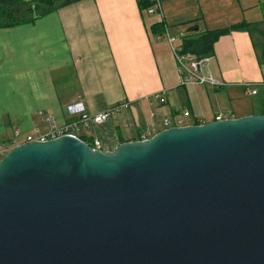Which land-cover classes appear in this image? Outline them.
Listing matches in <instances>:
<instances>
[{
  "label": "water",
  "instance_id": "obj_1",
  "mask_svg": "<svg viewBox=\"0 0 264 264\" xmlns=\"http://www.w3.org/2000/svg\"><path fill=\"white\" fill-rule=\"evenodd\" d=\"M0 264H264V115L112 152L71 136L14 147Z\"/></svg>",
  "mask_w": 264,
  "mask_h": 264
},
{
  "label": "crops",
  "instance_id": "obj_2",
  "mask_svg": "<svg viewBox=\"0 0 264 264\" xmlns=\"http://www.w3.org/2000/svg\"><path fill=\"white\" fill-rule=\"evenodd\" d=\"M32 2L34 0H26ZM141 0H82L34 21L0 28V145L19 143L36 130L47 133L71 120L67 107L82 103L92 115L129 107L81 136L101 141L103 151L164 130L166 117L189 111L193 121L212 122L232 113L261 114L244 98L242 83L264 82L260 32L232 31L215 44L205 66L225 88L180 85L177 63L166 40L152 32L159 18L141 10ZM164 24L181 41L242 22L264 31V0H164ZM155 95H161L155 98ZM256 97V96H254ZM151 98V102L147 99ZM52 115V122H44ZM229 115V114H228ZM191 121V120H190Z\"/></svg>",
  "mask_w": 264,
  "mask_h": 264
},
{
  "label": "built area",
  "instance_id": "obj_3",
  "mask_svg": "<svg viewBox=\"0 0 264 264\" xmlns=\"http://www.w3.org/2000/svg\"><path fill=\"white\" fill-rule=\"evenodd\" d=\"M163 1L164 0H150L151 6L146 9L145 12L148 15L158 17L160 22H163L164 24L165 13ZM160 37L166 40L170 46L173 57L177 63L181 86H203L214 89H222L228 85V83L220 81L215 75H213L211 71H207L205 69V66L214 60V55L205 56L198 59L185 53L183 51L181 41L178 37L172 34L168 26L164 27V31ZM241 86L244 87L246 94L249 96H257L262 90L264 91V82L242 83ZM160 97L161 95H155V98ZM147 100L151 102V98H148ZM128 107V103H122L119 104L113 111L92 115L86 111L82 103H74L67 107L68 113L71 116V120L66 122L61 128L53 127L47 133H41L39 130H36L35 136H28L25 143L18 142L17 138L19 137L20 133L17 131L12 143H3L0 145V160L14 147L34 141L46 142L62 136H71L83 140L81 134L84 131H88L92 125L104 124L108 122L115 113H120L122 110ZM40 114L43 116L44 122L53 121L52 115H44L43 113ZM228 114L218 115L214 121L230 119L231 117L229 116L232 113L230 112ZM195 121H198L199 124H195ZM162 124L165 130L171 127H185L188 125H201L204 123L197 118L193 121L191 113L189 111H184L179 115L164 118ZM155 134H157L155 130L152 132H146L142 135L140 140H147L153 137ZM86 143L89 144L94 150L102 151V144L100 140L94 139L92 142Z\"/></svg>",
  "mask_w": 264,
  "mask_h": 264
},
{
  "label": "trees",
  "instance_id": "obj_4",
  "mask_svg": "<svg viewBox=\"0 0 264 264\" xmlns=\"http://www.w3.org/2000/svg\"><path fill=\"white\" fill-rule=\"evenodd\" d=\"M82 0H0V28L12 27L24 22L34 21L42 15L48 14L57 9L78 3ZM141 10H146L151 6L150 0H141L139 3ZM257 23L242 22L230 26L227 29L205 31L198 33L197 27H192L191 31L195 33L181 40L183 51L196 58L212 56L215 53V44L222 36L230 34L232 31L246 30L249 33L260 32L263 41L254 44L260 49V61L264 65V31ZM164 31L163 22H158L152 26V32L155 35L162 34ZM264 115V110L261 112ZM195 124H199L195 121ZM84 140V139H83Z\"/></svg>",
  "mask_w": 264,
  "mask_h": 264
},
{
  "label": "rangeland",
  "instance_id": "obj_5",
  "mask_svg": "<svg viewBox=\"0 0 264 264\" xmlns=\"http://www.w3.org/2000/svg\"><path fill=\"white\" fill-rule=\"evenodd\" d=\"M264 95V94H263ZM261 96H256V97H248V98H244V97H242V99H245V100H247L248 101V103L249 102H252V105H254V106H256L255 107V109L256 108H258L259 106H260V98Z\"/></svg>",
  "mask_w": 264,
  "mask_h": 264
}]
</instances>
